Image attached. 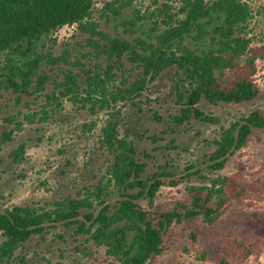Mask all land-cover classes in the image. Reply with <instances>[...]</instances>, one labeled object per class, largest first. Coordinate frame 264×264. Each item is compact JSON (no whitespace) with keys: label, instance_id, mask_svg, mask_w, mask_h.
Returning <instances> with one entry per match:
<instances>
[{"label":"trees","instance_id":"trees-1","mask_svg":"<svg viewBox=\"0 0 264 264\" xmlns=\"http://www.w3.org/2000/svg\"><path fill=\"white\" fill-rule=\"evenodd\" d=\"M94 0H0V53H6L0 82L7 88L27 91L39 69L40 57L33 56L36 43L45 35L66 25L78 24L91 32L90 41L98 46L104 61L95 62L94 70L79 74L67 69L51 98L69 97L88 106L92 113L113 109L103 127L102 145L114 159L108 167V182L102 181L83 197L55 200L52 207L16 205L0 208V263L12 258L15 251L33 234L63 223L77 224L78 233H91L98 246L106 247L107 264H146L163 256L169 246L166 234L174 223L200 216L208 224L219 220L234 204L254 206L264 200V166L215 178L211 185L188 186L189 194L176 198L168 207L156 208L158 190L167 181L154 173L143 177L147 163L141 161L136 146L119 133V101H135L148 84L165 69L175 66L172 91L180 105L178 122L199 119L217 122L198 105L202 99L212 103H239L260 96L257 82L258 60L264 59V44L256 45L241 34L251 17L243 0H184V16L170 15L165 28L148 36L108 38L92 21ZM116 12L120 10L116 8ZM241 32V33H240ZM98 36V37H95ZM93 37V38H92ZM99 39L105 40L99 43ZM29 51V53H27ZM26 59L17 62V54ZM55 63L66 60L50 55ZM123 57L138 65L139 76L117 84L115 68ZM47 76L39 78L44 89ZM116 109V110H115ZM21 123V122H20ZM22 124L17 129L22 128ZM92 122L90 126H95ZM257 128H264V109L257 108L233 121L215 140L209 166L224 169L230 157L249 144ZM12 133L5 139H11ZM26 148L19 145L12 153L15 161L24 159ZM263 173L259 179L257 177ZM187 175H191L188 173ZM169 182L179 183L171 178ZM113 185L120 193L117 204L107 199ZM133 190V191H130ZM144 199L146 202L144 203ZM98 205H94V201ZM94 210L83 211L84 208ZM219 261L223 264H247L253 255L264 253V238L252 232L229 233ZM83 251L95 252L93 245ZM49 264H65L61 261Z\"/></svg>","mask_w":264,"mask_h":264},{"label":"rangeland","instance_id":"rangeland-1","mask_svg":"<svg viewBox=\"0 0 264 264\" xmlns=\"http://www.w3.org/2000/svg\"><path fill=\"white\" fill-rule=\"evenodd\" d=\"M251 9V17L241 34L249 36L256 45L264 44V0H243ZM184 0H94L92 21L108 38L148 37L162 31L170 15L184 16ZM116 8L120 13L116 12ZM90 29L78 24L66 25L43 36L34 48L40 57L39 69L27 91L7 88L0 82V208L16 205L52 207L55 200L65 197L79 198L88 190L108 182V167L114 159L102 145L103 127L113 109L92 113L88 106L69 97L51 98L53 91L72 70L84 78L86 71L94 70L95 62L104 61L98 46L91 42ZM98 37V36H95ZM93 38V37H92ZM105 40L99 39V43ZM29 53V51L27 52ZM54 57L66 60L55 63ZM6 53H0V79ZM106 58V57H105ZM26 56L17 54V62ZM122 66L115 68L117 84L133 81L141 68L123 57ZM257 82L261 94L253 100L239 103H218L202 99L200 108L219 118L217 122L199 119L178 122L180 112L172 86L175 66L162 71L135 101L117 103L121 109L119 133L133 143L141 161L147 163L143 177L154 173H171L158 190L156 208L170 206L178 197L189 194L188 186H207L221 176L244 170L249 177L264 166V128H257L249 144L235 152L224 169L209 166L215 140L222 130L236 119L257 108L264 109V59L258 60ZM47 81L40 89L39 78ZM116 110V109H115ZM95 126H90L92 122ZM21 122V123H20ZM21 129L17 126L22 124ZM12 133L11 139L7 138ZM25 145L24 159L17 162L11 153ZM191 173V175H187ZM261 173L257 179L261 178ZM171 178L180 182H169ZM107 200L117 204L120 193L115 186ZM133 191V190H130ZM146 202V199L143 201ZM94 205L98 202L95 200ZM94 210L84 208L83 211ZM77 224L63 223L33 234L16 251L12 258L0 264H107L105 246H98L91 233H78ZM242 235L252 232L264 238V200L254 206L234 203L222 217L208 224L195 216L174 223L166 234L167 252L155 262L146 264H223L219 256L227 244L228 234ZM5 239L0 234V243ZM93 245L95 252L87 256L83 251ZM247 264H264V253L251 256Z\"/></svg>","mask_w":264,"mask_h":264}]
</instances>
